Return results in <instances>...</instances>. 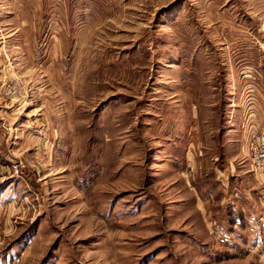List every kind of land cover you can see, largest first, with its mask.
I'll return each instance as SVG.
<instances>
[{"label":"rangeland","instance_id":"1","mask_svg":"<svg viewBox=\"0 0 264 264\" xmlns=\"http://www.w3.org/2000/svg\"><path fill=\"white\" fill-rule=\"evenodd\" d=\"M262 134L264 0H0V264H264Z\"/></svg>","mask_w":264,"mask_h":264},{"label":"built area","instance_id":"2","mask_svg":"<svg viewBox=\"0 0 264 264\" xmlns=\"http://www.w3.org/2000/svg\"><path fill=\"white\" fill-rule=\"evenodd\" d=\"M249 152L251 153L252 168L264 175V134L251 137Z\"/></svg>","mask_w":264,"mask_h":264}]
</instances>
